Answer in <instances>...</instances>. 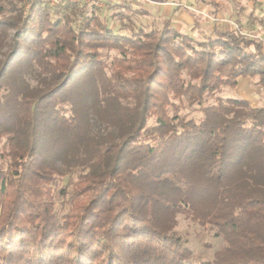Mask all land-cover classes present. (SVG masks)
I'll list each match as a JSON object with an SVG mask.
<instances>
[{
  "label": "trees",
  "instance_id": "obj_1",
  "mask_svg": "<svg viewBox=\"0 0 264 264\" xmlns=\"http://www.w3.org/2000/svg\"><path fill=\"white\" fill-rule=\"evenodd\" d=\"M25 1L0 0V27L61 83L30 94L0 68V264H264V104L219 95L241 77L264 89L262 42L169 21L123 34L97 5L31 0L26 14ZM39 111L58 126L53 155L38 150ZM57 158L81 167L62 215ZM179 213L224 238L214 259H194Z\"/></svg>",
  "mask_w": 264,
  "mask_h": 264
},
{
  "label": "rangeland",
  "instance_id": "obj_2",
  "mask_svg": "<svg viewBox=\"0 0 264 264\" xmlns=\"http://www.w3.org/2000/svg\"><path fill=\"white\" fill-rule=\"evenodd\" d=\"M174 1L164 3V0H83L82 2L89 10L93 5L101 8L100 13L103 18L115 31L123 34H131L140 28L146 30L162 28L167 19L172 20L176 26L199 39H205L213 35L215 25L223 27V24H230L224 19L235 21L241 25L249 24L252 21L251 24L255 26L254 28L243 27V29L254 34H260L264 30V28L259 30V26L263 27L262 25H264V21L263 23L259 22V17H264V0H214L215 5L212 3L206 4L203 8L192 6L189 0ZM208 1L210 3L211 0ZM120 3L123 5L129 4L130 9L120 6ZM31 4V0H26L21 4L26 14L29 12ZM175 7L178 8L175 9ZM191 9L200 11L201 19L196 20L189 12ZM14 35V28L0 27V68L4 65L6 67L2 79L7 84H15L25 92H30V94L36 93L35 89L45 90L59 86L60 80L54 81L51 74L44 69L41 61L33 60L31 56L13 49L15 46ZM89 71L90 67L88 66L77 69L71 75V81L83 79L84 76H88L86 73ZM88 79L85 78V82ZM77 85H72V89ZM6 92L8 90L5 88L0 90V104L5 103L6 98L4 95ZM219 95L224 99L229 97L243 98L255 107L264 104V89L255 84L253 79L247 77H241L235 88L224 86ZM181 113H188L195 118L200 116V113L191 108H181ZM39 115L40 120L36 129L38 150L53 155L57 153L55 151L58 149V126L42 118V116H45V112L39 111ZM2 119L0 116V129L9 126L6 124L8 120L3 119L4 122ZM57 164L65 170L63 178L54 184L56 210L59 215H62L67 211L65 191L71 188L70 180L76 176V172L81 167L59 158H57ZM174 229L187 240L197 262L214 259L216 252L226 245L224 238L217 236L209 225H202L184 213L177 214Z\"/></svg>",
  "mask_w": 264,
  "mask_h": 264
},
{
  "label": "built area",
  "instance_id": "obj_3",
  "mask_svg": "<svg viewBox=\"0 0 264 264\" xmlns=\"http://www.w3.org/2000/svg\"><path fill=\"white\" fill-rule=\"evenodd\" d=\"M43 1H47L49 2V4L51 6H55L57 4H59L62 0H43ZM73 2L77 3L80 7H83L85 4H83V0H72ZM85 1H88V0H85ZM94 1V0H93ZM95 1H99V0H95ZM82 15L79 14L78 17H77V21L78 22H81L82 21ZM224 21H227V22H230L232 28H235L237 29L241 34L245 35V36H249L251 38H254L256 39L258 42H264V34L263 33H260V34H254L253 32H250L246 29H243V27L240 26V24H238L237 22L235 21H229V20H225ZM264 28V25L263 27H261L260 30H262ZM263 31V30H262ZM261 31V32H262Z\"/></svg>",
  "mask_w": 264,
  "mask_h": 264
},
{
  "label": "crops",
  "instance_id": "obj_4",
  "mask_svg": "<svg viewBox=\"0 0 264 264\" xmlns=\"http://www.w3.org/2000/svg\"><path fill=\"white\" fill-rule=\"evenodd\" d=\"M165 2L164 3H168V2H170V1H174V0H164ZM175 2V1H174ZM189 2L191 3V5L192 6H199V7H201V8H203V7H205V5L206 4H204V3H197V0H189ZM120 6H125L128 10L130 9V5L129 4H121L120 3ZM176 8H178V7H175V9ZM189 12L195 17V19L196 20H199V19H201V13H200V11H196L195 9H191V10H189ZM198 17H200L199 19H198ZM167 21H169L174 27H176V28H178V29H180V30H182V31H184V32H186L185 30H183L181 27H179V26H176L174 23H173V21L172 20H170V19H167ZM263 26V25H262ZM215 27V30H216V28H220V29H224V30H227V29H230V28H232V26L229 24V23H226L225 25L223 24V27L222 26H219V25H215L214 26ZM253 28L255 27V26H252ZM260 27V29H261V26H259ZM259 29V30H260ZM215 32V31H214ZM188 33V32H187ZM261 33H263L264 34V30L261 32ZM194 36V35H193ZM262 45H263V50H264V42H262Z\"/></svg>",
  "mask_w": 264,
  "mask_h": 264
}]
</instances>
